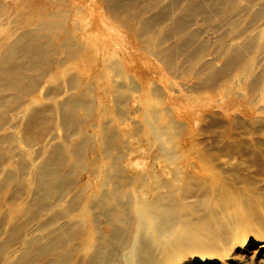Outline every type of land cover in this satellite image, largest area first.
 Instances as JSON below:
<instances>
[{
    "label": "rangeland",
    "instance_id": "rangeland-1",
    "mask_svg": "<svg viewBox=\"0 0 264 264\" xmlns=\"http://www.w3.org/2000/svg\"><path fill=\"white\" fill-rule=\"evenodd\" d=\"M179 1L0 0V40L6 34L9 41L24 47L25 40L21 34L28 28L33 31L41 26L42 39L44 43L49 40L48 46L52 49L48 60L46 56L45 63L38 59L37 65L28 73L30 75L32 72L38 78L36 91L28 94L30 99H37V102L29 101L26 96L28 103L24 111L21 108L10 110L6 115L8 123L4 122L0 127V156H10L14 162H20L22 156L26 157L21 181L5 182L0 179V264H74V258L81 252L79 246L85 240L86 230L92 225L90 220H85L84 204L93 192L101 193L91 182L97 174L92 173V169L100 172L96 177L104 181L103 190L107 193L105 204L95 209L99 231L108 232L111 229L103 216L108 208L114 212L123 208L133 222L131 226L119 223L124 233L118 234L116 250L110 255H102L105 257L103 264H140L132 256V249L140 241L137 215L143 212L145 206L136 199L147 196L146 191L150 190L151 183L164 192L171 179L167 169L169 164L161 162L159 155L156 158L144 157V153L137 151L138 142L131 138L137 132L136 129H139L140 136L145 135L146 127L152 124L151 119L147 118L150 121H146V118H141L144 112H149L151 102L159 104L161 110H176L178 113L183 110L201 112L198 106H202L209 109L214 117L228 123L235 117L246 122L256 116L258 120L264 117V33L261 34L264 31V0H230L229 3L223 0L224 5L227 4L222 7L225 11L219 9L222 0H200L204 4L206 2L207 10L215 4L219 5L212 14L195 8L193 10L188 5L191 0H183V3ZM178 18H182V23L185 22L177 32L174 24ZM148 22L153 23V26L146 25ZM78 24L79 27L91 29L97 39L93 41L89 38L85 44L95 43L99 46L101 43L107 46L109 67L101 68V55L105 52L100 50V46H97V54L94 49L74 50V43L68 36L73 29L80 34ZM58 33L63 38L57 37ZM116 38L115 42L122 45L116 46L111 42ZM62 39L68 40L65 48L60 47ZM245 41L248 45L241 47L247 44ZM172 45L179 47L174 53L173 68L165 64L162 55L163 50ZM240 47L243 50L245 48L244 52ZM233 48L234 51H231ZM238 54L239 59L238 56L233 57ZM19 55V63L27 62L26 54ZM242 55H245L244 58ZM230 57L234 59L231 68L229 66L225 73H216L225 68ZM115 61H121L120 66L113 64ZM241 61L249 63L248 71L241 66ZM42 70H45L44 76H40ZM65 70L69 72L65 74ZM66 75L73 84H88L90 87L87 90L81 88L85 91L82 94L83 102L74 109L73 119L76 123L73 127L61 122L57 105L65 95L78 91L67 88L70 85ZM259 77L262 78L257 80ZM146 79L148 83L144 82ZM108 81L119 84L125 90L121 99L113 97L114 90L108 87ZM211 84L213 88L208 87ZM253 86L255 88L252 89ZM57 89H61L58 95ZM149 91L151 99L140 102V97L148 95ZM35 105L43 107L42 115L36 118L34 114L35 121L30 124L26 118ZM13 107V104L10 105V109ZM13 115L17 118L13 119ZM98 116L104 117L102 124L95 120ZM206 124L203 122L200 125L205 127ZM237 130L244 132L239 127ZM152 131L149 128L148 133L153 137ZM172 131L177 134V130ZM200 133H203L198 135L200 139L225 141V135L221 136L216 131ZM124 136H128L129 150L136 147V152L123 153L120 142L125 139ZM102 137H105V143H102ZM216 144L217 147L223 145L221 142ZM56 145L60 151L58 167L68 169V182L50 199L47 210L37 217L28 215L21 205L33 200V190L22 186L36 177L38 164L52 155ZM68 145H72V148L69 149ZM155 152L149 154L156 155ZM227 160L228 157L224 156L218 163L225 164V167L228 165L224 168V175L228 180H234L231 166L237 158L232 159V162L229 159L226 163ZM116 168L120 170L115 171ZM199 172L201 175L211 173L205 169ZM258 185L261 183L258 182ZM75 193L77 195L73 196ZM47 220L51 222L44 229L43 224ZM71 221L77 223L68 230L65 237L68 239L62 244L54 245L55 248L44 254H39L36 249L26 250V239L38 238V243H52L51 235L58 237L63 232L58 228ZM148 236L154 238L150 233ZM245 236L246 233L237 230L231 233L228 245L218 247L216 252L179 250L156 255L154 262L149 264H264V237L250 241L244 240ZM126 240L129 244H124ZM39 257H44L43 261Z\"/></svg>",
    "mask_w": 264,
    "mask_h": 264
},
{
    "label": "bare ground",
    "instance_id": "bare-ground-1",
    "mask_svg": "<svg viewBox=\"0 0 264 264\" xmlns=\"http://www.w3.org/2000/svg\"><path fill=\"white\" fill-rule=\"evenodd\" d=\"M175 1L181 2L179 0H174V2ZM229 1L230 0H224V3H229ZM201 3L202 1L200 0H191L188 2V5L192 6L190 7L192 9L195 8L197 11L208 13L217 10L219 5H222L219 8L220 10L223 9V6H227V4L224 5L222 0L219 5L215 4L214 7L207 10L205 7L207 6L206 2L205 4L204 2L202 3L205 8L202 7ZM154 7L156 8V6ZM223 11H225V9H223ZM241 12H245V9ZM260 12H262V10H260ZM232 13L234 14L236 12L232 11ZM169 14L167 13V15ZM183 14L182 16H184ZM225 14L227 15V13ZM185 16L189 17V15ZM172 17L173 15L171 18ZM181 20L182 18H178L177 21L175 20L176 22H172H175L174 25L176 26L174 27H176L177 32L180 31L181 26L185 22L184 20L182 23ZM232 20L233 18L231 21ZM29 22L32 21L30 20ZM37 22L40 23V21ZM233 22L235 23L236 21ZM147 24L153 26V23L151 22L146 23V25ZM209 26H207V28ZM78 28L81 30L79 35L76 30L73 29L71 35L68 36V38L74 43V50L94 49V53L97 54L98 47L100 46V50L105 52L101 55V68L104 66L106 68L109 67L107 63L109 59V51H106L107 46H102L101 43L99 46L95 43H92V45L85 44V41L89 38H92L93 41H97L95 34L91 29H87V26L82 28L79 27L78 24L77 29ZM41 29V26H38L33 31L28 28L21 34L22 39L25 40L24 47L18 46L14 41H9L6 34L3 35V38L1 37L0 127L2 123H8L6 115L10 110L15 111L21 108V111H24L23 109L25 108L26 103H28L26 96L29 97L28 94L35 92L38 87V78L34 76L32 72L30 75L28 73L37 65L38 59H41V62L45 63V56L46 60H48L52 52V49L48 46L49 40L44 43L42 39L43 32L40 31ZM263 33L264 31L261 34ZM196 34L198 33L196 32ZM56 36L59 37V33L56 34ZM116 40L117 38L114 41L111 40V42L116 46L122 45V43L115 42ZM249 41L250 40H248V42ZM109 42L110 41H106L108 44ZM186 43L188 42H185V44ZM244 43H247V41ZM252 43L251 45H253ZM246 45H248V43L241 45V47H245ZM67 46L68 40L62 39L60 41V47L65 48ZM249 47L250 49H253L252 46H248V48ZM255 47L256 45L254 48ZM181 48H183V44L181 45ZM248 48L246 50H248ZM177 49H179L178 46L172 45L169 49H164L162 53L163 58L165 59V64L171 68L175 65L173 58ZM234 49L235 48L231 49V51H234ZM19 53L26 54V58L28 59L27 62H18L20 56ZM71 55L75 57L73 53H71ZM236 56H238L237 59H239V54L234 55L233 57ZM244 56L245 55H242L243 58ZM199 57L197 59H199ZM242 57H240V59ZM197 59H195V61ZM233 63L234 59L230 57L225 68L216 73L227 72V70H229L228 67L230 66L231 68ZM240 63L243 64L241 66L244 67L245 70L248 71L250 69L248 62L241 61ZM113 64L120 66L121 61H115ZM132 68L133 67H130L129 69ZM68 72L69 71L65 70V74ZM44 73L45 70H42L40 76H44ZM242 73L244 74V72ZM208 75L211 76V74ZM208 75L206 76L210 77ZM68 78L69 77L66 75V79L70 85L67 86V88L78 89V91L65 95L63 98L59 99L57 105L60 109L61 122L65 125L71 124V127H73L76 123L73 119L74 109L78 103L83 102L82 94L85 91L81 90V88L85 87L84 89H86L90 87H88V84L80 86H78L77 83L73 84ZM261 78L262 77H259L257 80ZM263 78L262 82L264 80ZM51 80L53 81L54 79L51 78ZM145 81L148 83L147 79L144 80V82ZM108 87L113 88L114 98L121 99L125 94V90L122 89L119 84L108 81ZM145 87L147 88L148 86ZM208 87L213 88V84L208 85ZM259 87L261 86L259 85ZM253 88H255V86H253L252 89ZM144 91L146 92V89H144ZM257 91H259V89ZM153 92L156 93V91ZM60 93L61 89H57L56 94L58 95ZM149 93L150 91L148 92V95L141 96L140 102H146L148 99L150 100ZM28 100L37 102V99L32 100L30 97ZM18 102L19 105H16ZM12 104L16 108L13 107V109H10V105ZM198 109L201 110V112L193 113L189 110H183L178 113L176 110H161L159 104L151 102L149 112H144L141 118H146V121H150L148 119H151L152 124L149 125V127H146L145 135L140 136L139 129H136L137 132L131 136L133 140L138 142L137 151L144 153V157L156 158L159 155L158 159L160 158L161 162L164 161L166 164H169L167 169H169L168 172H170L169 175L171 177L164 192L161 191L158 186L154 185V183H151L150 190L146 191L147 196L144 197V199H136L145 206L143 212L137 215V234L138 237H140V241H137V245L132 249V256L134 259L139 260L140 264L153 263L156 255H165V253L170 254L171 252L179 250L183 252L194 251L198 253L216 252L218 251V247H225L228 245L231 233H234L237 230L246 233L244 240L252 241V239L255 240L264 237V117L259 118L258 120V117L256 116L250 122L235 117L228 123V121H222L221 119L214 117V114H211L209 109H205L202 106H198ZM32 110V113L26 118L30 124H33L35 121L34 114L36 118L42 115L41 112L43 111V107L35 105L32 107ZM12 118L16 119L17 116L13 115ZM5 119L6 121H4ZM95 120H97L99 124H102L104 122V117L98 116ZM203 122H207L205 127L200 125ZM259 126L261 127L260 129L258 128ZM237 127L242 128L244 132H239ZM149 128L153 129V137L148 133ZM172 130H177V134L173 133ZM204 131H216L221 136L224 134L225 141L222 142L221 139L208 140L207 138H198V135L203 134L200 132ZM124 138L125 139L120 142L123 153L128 154L130 152H136V147L129 150L128 136H124ZM105 142V137H102V143ZM216 142H221L223 145L217 147ZM57 146L58 145L55 146L52 155L45 158L41 164H38L36 177L22 186V188L26 187L33 190V200L21 205V208L26 209V214L28 215L37 217L39 214L43 213L44 210H47L50 207V199L54 197L56 192H60L65 183L68 182V169L58 167L60 151H58ZM68 146L69 149L72 148V145ZM154 150L156 151L155 153H157L156 155L149 154ZM224 156L228 157L226 163L229 162V159L232 162V159L237 158V161H234L231 166L234 173V180H228L224 175L226 173V169L224 168L228 165L225 167V164L218 163L219 159L222 157L224 158ZM14 163H16V165H14ZM25 163V156L21 157L20 162H14L10 159V156H0V179L5 182L21 181L20 176L24 172L26 166ZM112 163L113 167H115L114 160H112ZM202 169L210 171V175H201L199 171ZM119 170V168L115 169V171ZM91 172L97 174L100 173L97 172L96 169H92ZM97 174L95 175V178L90 181L97 190L101 191V193L98 194L93 192L89 196L88 202L86 201L83 207L84 212H86L84 213L86 214L85 220H90L93 226L91 225L87 228L85 240L81 246H79L81 252H79L74 258V264H103L105 257H102V255H110L112 251H115L116 244L118 245V234L124 233L119 223H125L128 226L133 224V222L130 221L129 213L123 208L119 209L117 212L108 208L103 216L105 221L110 224L111 229L108 232L99 231L98 215L95 209H100V206L105 204V195H107V193L105 192V189L103 190L104 181L102 179L98 180L96 177ZM258 182H260L261 185H258ZM72 195L76 196L77 193ZM110 198L111 197H108V199ZM99 212H101V210ZM50 222L51 220H47L45 224H43V228ZM227 222L230 223L229 226H227ZM76 223L77 221H71L60 226L58 229H62L63 232L56 238H54L52 234V239H50L53 240L52 243L50 241L46 244L38 243V238L26 239L25 244L28 248L26 250L36 249L39 254H44L45 251L52 250L55 248L54 245L62 244L68 239H65L68 235V230L70 231L72 226L76 225ZM148 233L152 234L158 242L152 237L150 239ZM127 242L128 240H126L124 244ZM127 244H129V242ZM262 245L260 247H262ZM39 258L42 261L44 259V257Z\"/></svg>",
    "mask_w": 264,
    "mask_h": 264
}]
</instances>
